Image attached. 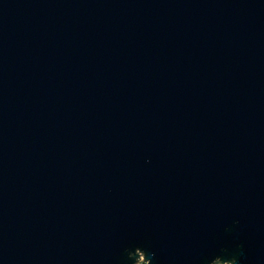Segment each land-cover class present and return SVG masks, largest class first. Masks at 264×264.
<instances>
[{
	"label": "water",
	"instance_id": "1",
	"mask_svg": "<svg viewBox=\"0 0 264 264\" xmlns=\"http://www.w3.org/2000/svg\"><path fill=\"white\" fill-rule=\"evenodd\" d=\"M264 264V0H0V264Z\"/></svg>",
	"mask_w": 264,
	"mask_h": 264
},
{
	"label": "rangeland",
	"instance_id": "2",
	"mask_svg": "<svg viewBox=\"0 0 264 264\" xmlns=\"http://www.w3.org/2000/svg\"><path fill=\"white\" fill-rule=\"evenodd\" d=\"M139 264H146L145 261H143L142 259L139 261Z\"/></svg>",
	"mask_w": 264,
	"mask_h": 264
},
{
	"label": "built area",
	"instance_id": "3",
	"mask_svg": "<svg viewBox=\"0 0 264 264\" xmlns=\"http://www.w3.org/2000/svg\"><path fill=\"white\" fill-rule=\"evenodd\" d=\"M224 264H228V263H224Z\"/></svg>",
	"mask_w": 264,
	"mask_h": 264
}]
</instances>
